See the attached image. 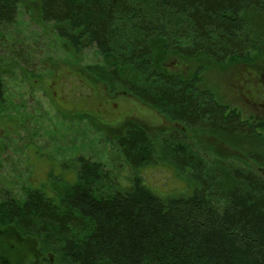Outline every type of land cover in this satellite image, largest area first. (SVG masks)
<instances>
[{
  "label": "trees",
  "instance_id": "obj_1",
  "mask_svg": "<svg viewBox=\"0 0 264 264\" xmlns=\"http://www.w3.org/2000/svg\"><path fill=\"white\" fill-rule=\"evenodd\" d=\"M25 1L0 0L1 27ZM27 1H38L42 19L73 49L100 50L105 61L85 68L93 81L187 133L154 139L130 123L116 139L127 173L85 156L45 160L48 180L37 177L24 202L0 203V221L17 222L24 212L16 228L61 264H264V174L203 151L195 138L211 135L264 171V122L218 102L178 65L202 57L219 65L252 55L264 61V0ZM5 94L0 73V102ZM158 166L174 170L186 193L153 190L143 170Z\"/></svg>",
  "mask_w": 264,
  "mask_h": 264
},
{
  "label": "rangeland",
  "instance_id": "obj_2",
  "mask_svg": "<svg viewBox=\"0 0 264 264\" xmlns=\"http://www.w3.org/2000/svg\"><path fill=\"white\" fill-rule=\"evenodd\" d=\"M16 20L0 26V73L5 100L0 102V202L21 198L41 178L50 158L68 162L85 156L127 173L116 143L130 123L146 128L154 139L185 127L126 93H110L86 74L87 65L105 61L97 47L76 51L42 19L38 1H25ZM186 76L200 79L216 100L244 119L264 122V61L236 60L219 65L206 57L182 60ZM179 69L177 63L171 66ZM180 70V69H179ZM207 153L234 157L264 171L211 135L195 136ZM153 190L185 194L186 185L166 166L143 170ZM127 184V183H126ZM123 183V185H126ZM15 225L0 222V264H61L41 254L37 241L22 238Z\"/></svg>",
  "mask_w": 264,
  "mask_h": 264
},
{
  "label": "flooded vegetation",
  "instance_id": "obj_3",
  "mask_svg": "<svg viewBox=\"0 0 264 264\" xmlns=\"http://www.w3.org/2000/svg\"><path fill=\"white\" fill-rule=\"evenodd\" d=\"M44 179L47 181L48 180V177H49V171H45L44 172V175H43ZM31 179L33 180V184H35V176H32ZM35 191V186L34 187H29V189H27L23 195L21 196V198H19L22 202L28 200L29 196L33 193L31 191ZM6 201V200H5ZM4 202V201H3ZM2 201L0 203H3ZM23 211V209H21ZM18 215L20 216L19 221L17 220V222H23V219H21V215H24V212L19 214ZM23 218V217H22ZM1 222V221H0ZM17 222H14V223H10L8 225H15L16 227V224ZM30 222V221H27V223ZM18 232L23 236L22 238H29L31 239L33 242H35V240L37 241V239L35 238V235H32V234H28V233H25L23 230L21 229H17ZM42 254V253H41Z\"/></svg>",
  "mask_w": 264,
  "mask_h": 264
}]
</instances>
